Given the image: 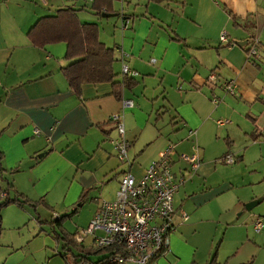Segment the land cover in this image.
Masks as SVG:
<instances>
[{"label": "crops", "instance_id": "obj_1", "mask_svg": "<svg viewBox=\"0 0 264 264\" xmlns=\"http://www.w3.org/2000/svg\"><path fill=\"white\" fill-rule=\"evenodd\" d=\"M92 3L0 0V264H70L55 222L73 239L102 200L115 198L124 171L140 178L171 143L179 153L196 144L201 164L190 174L175 158L173 171L186 180L174 196L169 249L156 264H207L213 256L251 264L252 254L238 262L234 251L257 242L264 247L263 212H252L262 198L242 189L248 160L264 162V0H112L119 29L99 39L114 48L119 80L122 62L137 72L119 96L110 82L84 83L75 94L62 72L70 63L67 44L39 47L28 37L40 17L61 8L98 25L95 18L104 17ZM254 39L259 57L252 59L248 44L236 42ZM227 80L235 81V94L226 93ZM124 99L133 105L123 107ZM115 113L123 115L129 163L116 157L111 142L118 137ZM228 154L231 164L223 160ZM257 173L264 176V169ZM258 217L263 226L256 232ZM230 227L238 230L237 243L227 252ZM77 245L74 254L88 258L80 262L105 257L90 237Z\"/></svg>", "mask_w": 264, "mask_h": 264}, {"label": "built area", "instance_id": "obj_2", "mask_svg": "<svg viewBox=\"0 0 264 264\" xmlns=\"http://www.w3.org/2000/svg\"><path fill=\"white\" fill-rule=\"evenodd\" d=\"M40 1L47 3V0ZM122 26L126 28L127 22ZM220 41H227L226 33L220 34ZM245 50L248 57H259L257 40H251ZM125 56L122 52V58ZM121 73L130 77L137 74L125 62H122ZM210 79L214 80L215 76L211 75ZM223 86L227 94H235L237 86L234 80L225 81ZM122 105L131 107L133 102L124 99ZM111 120L115 122L118 133V137L111 140L116 157L129 163L130 143L124 137L123 115L115 113ZM218 123L223 121L218 120ZM189 133L194 134L195 131L190 130ZM175 158L188 164L190 174L195 173L201 164L196 144L191 153H179L171 143L148 164L140 178H135L130 170L124 171L115 198L101 201L89 223L74 233V242L81 244L86 238H92L95 247L104 250L107 264H156L157 258L169 249V236L174 229V196L186 180L184 174L177 177L174 173ZM223 160L231 164L234 157L228 154ZM53 217L57 219L59 216L53 214ZM182 218L187 219V215L182 213ZM262 226L261 218H256L254 230L259 232ZM80 264H88V261L81 260Z\"/></svg>", "mask_w": 264, "mask_h": 264}, {"label": "trees", "instance_id": "obj_3", "mask_svg": "<svg viewBox=\"0 0 264 264\" xmlns=\"http://www.w3.org/2000/svg\"><path fill=\"white\" fill-rule=\"evenodd\" d=\"M92 8L99 15L114 11L112 0H93ZM28 37L33 45L39 47L60 41L67 44L65 58L70 60V63L62 68V72L68 81L69 88L77 95L80 94L81 85L84 83L110 82L117 96L121 94L124 85H131L133 79L130 76L121 74L119 80L114 72V48L100 41L98 25L81 21L77 12L72 8H61L54 15L40 17L28 30ZM19 200L16 198L13 201L19 202ZM8 202L10 201L6 200L1 204ZM55 223L54 227L58 229H53L54 236L57 240L64 242L63 256L70 261V264H80L79 257L88 259L85 254H74L73 248L79 245L75 244L72 237L61 228L59 220ZM102 251L104 250L97 248L95 253ZM91 264L107 263L105 258H102ZM207 264L225 263L218 262L213 256ZM242 264H248V262Z\"/></svg>", "mask_w": 264, "mask_h": 264}, {"label": "rangeland", "instance_id": "obj_4", "mask_svg": "<svg viewBox=\"0 0 264 264\" xmlns=\"http://www.w3.org/2000/svg\"><path fill=\"white\" fill-rule=\"evenodd\" d=\"M96 21L98 23V27H99V34H100V38H109L111 36V34L113 35L114 30L117 32V30L119 28L118 26V21L119 18L118 17H104V18H100V17H96L95 18ZM114 26V27H113ZM245 164V162H243V165ZM251 165L250 168H246L249 167ZM264 169V162H258V161H252V159L250 158L248 160V162L246 163V166L244 168H242L243 172L247 175L246 177V183L245 186L242 188L244 191H251L254 190L258 193H260L259 197L262 198V201L257 204L256 206H254L252 212H263L262 215H264V176L263 175H259L258 169ZM256 169V170H255ZM227 171V175L231 176L234 180H238V176L237 175H233V173L231 172L230 169L225 170ZM258 197V198H259ZM1 198V196H0ZM24 203H26V200H24ZM24 204V205H25ZM247 204V203H246ZM28 205H31L28 203ZM32 206H35L34 203H32ZM33 209V207H32ZM57 213V212H56ZM53 215V213H52ZM59 216V215H58ZM262 217V219H264V216H260ZM238 234V230L237 229H233V228H229L228 230V234H226V239L225 242H229L227 245V252H232L235 250V245L237 243L236 242H232V239L235 238ZM229 238H231V241H229ZM207 243L210 242L209 239L206 240ZM216 245L218 243V239H216ZM257 246H255L253 244V247H249V248H245L243 246L239 247L238 249H236L235 251L238 250V252L234 251V256L235 259L239 262L240 260L247 261L250 259V255L252 254L253 259H252V263L251 264H264V247L262 246V244H260L259 242H257L256 244ZM248 250L247 254H243L245 251L244 250ZM73 252H77V248H73ZM95 257V254L92 255V258ZM98 258H96L97 260ZM95 260V259H94ZM194 263V262H192ZM191 263V264H192ZM180 264H184V263H180ZM196 264V263H194Z\"/></svg>", "mask_w": 264, "mask_h": 264}, {"label": "water", "instance_id": "obj_5", "mask_svg": "<svg viewBox=\"0 0 264 264\" xmlns=\"http://www.w3.org/2000/svg\"><path fill=\"white\" fill-rule=\"evenodd\" d=\"M103 17H112V16H115V14H110V13H104L102 14ZM249 41L251 40H242V41H237L236 43L241 46V47H244L245 45H247L249 43ZM259 200H254V201H251V202H248L246 204V208L247 209H250L251 207H253V205L255 203H258Z\"/></svg>", "mask_w": 264, "mask_h": 264}]
</instances>
